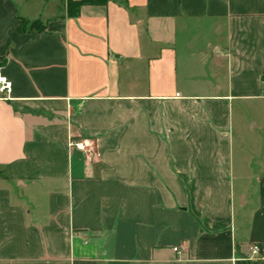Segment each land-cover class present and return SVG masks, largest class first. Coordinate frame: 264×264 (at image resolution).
Returning a JSON list of instances; mask_svg holds the SVG:
<instances>
[{
    "label": "crops",
    "instance_id": "0c3cea01",
    "mask_svg": "<svg viewBox=\"0 0 264 264\" xmlns=\"http://www.w3.org/2000/svg\"><path fill=\"white\" fill-rule=\"evenodd\" d=\"M67 2L0 0V264H264V0Z\"/></svg>",
    "mask_w": 264,
    "mask_h": 264
},
{
    "label": "trees",
    "instance_id": "16d2710c",
    "mask_svg": "<svg viewBox=\"0 0 264 264\" xmlns=\"http://www.w3.org/2000/svg\"><path fill=\"white\" fill-rule=\"evenodd\" d=\"M110 0H68L67 2V17L70 19L78 18L81 15V11L84 7L91 6H107ZM41 23L35 22L31 24L29 28L28 22H23V32L38 30L44 31V27L40 28ZM4 62H0V69L4 66Z\"/></svg>",
    "mask_w": 264,
    "mask_h": 264
},
{
    "label": "built area",
    "instance_id": "2783aa9c",
    "mask_svg": "<svg viewBox=\"0 0 264 264\" xmlns=\"http://www.w3.org/2000/svg\"><path fill=\"white\" fill-rule=\"evenodd\" d=\"M13 83L5 76L0 74V96L4 100H9L10 95L12 93ZM263 95H264V81H263ZM72 147L78 150H84V144L82 143H72ZM176 253H179V249H174ZM253 254L258 255L260 253L259 247L255 246L252 248Z\"/></svg>",
    "mask_w": 264,
    "mask_h": 264
},
{
    "label": "rangeland",
    "instance_id": "374dc122",
    "mask_svg": "<svg viewBox=\"0 0 264 264\" xmlns=\"http://www.w3.org/2000/svg\"><path fill=\"white\" fill-rule=\"evenodd\" d=\"M40 28H43V23H41V25H39ZM29 28H31V24L29 25ZM253 147V146H252ZM258 148V147H257ZM255 150V149H254Z\"/></svg>",
    "mask_w": 264,
    "mask_h": 264
}]
</instances>
